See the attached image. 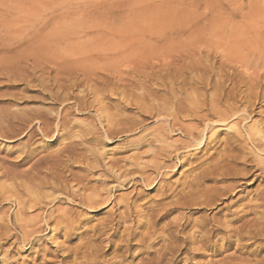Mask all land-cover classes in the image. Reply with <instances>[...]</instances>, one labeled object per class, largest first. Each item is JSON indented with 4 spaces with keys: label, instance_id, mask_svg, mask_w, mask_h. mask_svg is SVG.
Instances as JSON below:
<instances>
[{
    "label": "rangeland",
    "instance_id": "obj_1",
    "mask_svg": "<svg viewBox=\"0 0 264 264\" xmlns=\"http://www.w3.org/2000/svg\"><path fill=\"white\" fill-rule=\"evenodd\" d=\"M211 18L230 38L264 0H0V264H264V142L247 136L264 94L203 130L221 91L198 84L218 78ZM93 22L173 37L134 52Z\"/></svg>",
    "mask_w": 264,
    "mask_h": 264
},
{
    "label": "bare ground",
    "instance_id": "obj_2",
    "mask_svg": "<svg viewBox=\"0 0 264 264\" xmlns=\"http://www.w3.org/2000/svg\"><path fill=\"white\" fill-rule=\"evenodd\" d=\"M11 1V0H10ZM86 10L87 13H86V16L84 17L87 18H93V17H97V7L95 5H89V6H86ZM104 12V11H103ZM99 13V12H98ZM102 14V13H101ZM105 14V12H104ZM120 15V14H119ZM106 16V15H105ZM104 16V17H105ZM108 17V16H107ZM127 17V16H126ZM115 18V17H114ZM121 18V17H120ZM123 18V17H122ZM190 19L189 20H185L184 21V24H187L186 27H185V30H188L189 32H192V31H197L196 30V26L198 24L199 21H201L200 18H191L189 17ZM104 19V18H103ZM109 19V18H107ZM118 19V17H117ZM188 19V18H186ZM88 20V19H87ZM100 20V19H99ZM98 20V21H99ZM102 20V19H101ZM129 20V19H128ZM137 20V19H136ZM154 20V19H153ZM157 20V19H156ZM249 20V21H248ZM246 20L248 23L245 24L244 28L240 27L241 30L238 31V32H235L236 28H234L232 30V33L230 35V38H226L223 33H222V26H223V22L224 21H219V20H208L207 23L210 24V25H217L218 27L216 28V26H214L215 29L213 30H210L208 29V31L211 33L210 37L212 38L211 41H207L205 45H202V47H204V49L202 48V50H206V57H209V55L207 56V52H212L213 55L212 56H218V59H219V64L217 66V70L215 71V74L217 75V78L218 80H220V78H222L223 80H220L221 82H216L217 79H215V83H212L211 82H206V81H200L197 80L196 82H199L198 84H200V86L203 88H206V87H209L211 89H213L215 92V90H218V89H221L218 90L219 94H217V91L216 93H212L214 95V97L212 98L211 96V99H208V104H206L207 106L205 107L207 111L206 115L205 116H200L199 117V120H201V123L203 124V130H207V132H211V130L213 128L210 127V124H218V125H224L226 124L230 117H232L233 119H236L238 118V114L240 112L244 113L246 112V110L248 109L249 105L252 103L251 101V98L253 100V97L254 98H258V97H262L263 98V95L264 94L263 92V88H264V36L261 35V31L259 29V31L257 30L255 35L253 36H250V33L252 30V27L253 25H264V20H250L248 19ZM96 21V20H95ZM103 21V20H102ZM111 21V20H110ZM123 21V20H122ZM131 21V20H130ZM160 21V20H159ZM84 22V21H83ZM115 22V20H114ZM113 22V23H114ZM136 22V21H135ZM90 23V22H89ZM116 23V22H115ZM120 23V22H119ZM122 23V22H121ZM225 23V22H224ZM227 23V21H226ZM225 23V24H226ZM80 24V22H79ZM78 24V25H79ZM84 24V23H82ZM108 24V22H107ZM110 24V23H109ZM108 24V25H109ZM118 24V23H116ZM183 24V23H182ZM101 25H104V26H101ZM125 23V25H122V26H106L105 24H100V22H93L92 24H88L87 26V29H92V31H95V36L96 37H99V38H106L108 42H112L113 40V37L115 36H118L119 38H122L123 39V44H122V48L121 49H125V48H129L132 50L135 48L134 46H132V42L134 41L136 43V46L137 47H144L146 44H148V42H152V40L154 39L155 42L153 43H162V41H164V39H170L173 37V32H171V34H169V37H166L165 36V32H163V34H158L157 33H149L148 32V37L147 39L144 38L143 35H140L142 36L141 38H137L135 39L134 37H130V32L134 29L137 30L139 26H134V25H128L129 27H127ZM175 26V25H174ZM99 27H102L101 29H99ZM259 27V26H257ZM183 28V26H182ZM239 28V29H240ZM254 28V27H253ZM131 29V31H130ZM149 30V29H148ZM158 30V29H157ZM217 30V31H216ZM262 30V29H261ZM141 31V30H140ZM183 30H179V33L180 34ZM234 31V32H233ZM78 32V31H77ZM76 32V33H77ZM199 32V31H198ZM254 32V31H253ZM73 33V32H72ZM161 33V32H160ZM186 33V32H185ZM188 33V32H187ZM201 36L205 35V34H202V33H205V29L204 30H201L200 32ZM209 33V34H210ZM92 34V33H91ZM208 34V32H207ZM87 35V34H86ZM132 35V34H131ZM136 35H139V34H136ZM135 35V37H136ZM184 36V35H183ZM189 36H190V33H189ZM196 36V34H195ZM194 36V33H192V37H195ZM208 36V35H207ZM191 37V36H190ZM209 37V36H208ZM92 38V37H91ZM116 38V37H115ZM114 38V39H115ZM181 38V37H180ZM207 38V37H206ZM210 38V39H211ZM97 39V38H96ZM184 39V38H183ZM186 39V38H185ZM98 40V39H97ZM174 40V39H173ZM181 40V39H180ZM202 40V39H201ZM95 41V40H94ZM102 41V40H101ZM106 41V42H107ZM171 41V39H170ZM179 41V40H178ZM188 41V40H187ZM199 41V40H198ZM206 41V40H205ZM100 42V41H99ZM105 42V43H106ZM165 42V41H164ZM163 42V43H164ZM185 42V41H184ZM96 43V42H95ZM178 43V42H177ZM195 43V42H194ZM193 43V44H194ZM197 43V42H196ZM199 43V42H198ZM111 44V43H110ZM179 44V43H178ZM177 44V45H178ZM109 45V44H108ZM149 45V44H148ZM183 45V44H182ZM181 45V46H182ZM195 45V44H194ZM198 45V44H197ZM107 45H105L106 47ZM164 46V45H163ZM175 46V45H174ZM173 46V47H174ZM179 46V45H178ZM191 46V45H190ZM103 47V46H102ZM162 47V46H161ZM177 47V46H176ZM186 47H187V44H186ZM195 46H193L194 48ZM197 47V46H196ZM96 48V47H95ZM140 48V49H141ZM169 48V47H168ZM184 48V47H183ZM191 48V47H190ZM104 49V48H103ZM102 49V50H103ZM113 49V48H112ZM188 49V47H187ZM98 50V49H97ZM109 50V49H108ZM107 50V51H108ZM142 50V49H141ZM144 50V49H143ZM142 50V51H143ZM193 50V49H192ZM101 51V50H100ZM99 51V52H100ZM129 51V50H128ZM134 51V50H133ZM141 51V52H142ZM145 51V50H144ZM188 50H186L187 52ZM97 54L99 53L98 51H96ZM104 53L106 52V48H105V51H103ZM113 52V50H112ZM125 52V51H124ZM135 52V51H134ZM136 52H139V51H136ZM101 53V52H100ZM109 53V52H108ZM129 53V52H127ZM132 53V51H131ZM193 53V51H192ZM201 53V51H200ZM125 54V53H124ZM134 54V53H133ZM191 55V54H189ZM193 55V54H192ZM210 55V56H211ZM102 56V55H101ZM104 56V55H103ZM125 56V55H124ZM128 56V55H127ZM109 57V56H108ZM126 57V56H125ZM79 58V57H78ZM88 58V56H87ZM96 58H97V55H96ZM107 58V57H105ZM179 58V57H178ZM182 58V57H180ZM93 59V58H92ZM109 59V58H108ZM121 59V58H120ZM122 59H126V58H122ZM85 60V59H84ZM90 60V59H89ZM95 60V59H93ZM98 60V59H97ZM97 60H95V62H98ZM113 60V59H112ZM129 60V59H128ZM213 60V58H212ZM92 61V60H91ZM103 61V60H102ZM106 61V59H105ZM113 62V61H112ZM88 63V62H87ZM101 63V62H100ZM116 63V61H115ZM89 64V63H88ZM87 64V65H88ZM103 64V63H102ZM101 64V65H102ZM106 64V63H105ZM111 64V63H110ZM114 64V63H113ZM81 65V63L79 64ZM94 66V65H93ZM102 66H105V65H102ZM107 66V64H106ZM111 66V65H110ZM107 67V68H110ZM118 66V65H117ZM214 66V65H213ZM79 67V66H78ZM82 67V65H81ZM91 67V66H90ZM101 67V66H100ZM116 67V66H115ZM215 67V66H214ZM70 68V67H69ZM80 68V67H79ZM112 68V67H111ZM203 68H206V67H203ZM259 68V69H258ZM104 69V68H103ZM118 70V68H116ZM191 69V68H190ZM197 69V68H195ZM207 69V68H206ZM82 70V69H81ZM116 70V71H117ZM202 70V68H201ZM208 70V69H207ZM212 70V66L210 67V71ZM251 72H250V71ZM248 71L250 73H248ZM214 72V70H213ZM73 73V72H72ZM76 73V71H75ZM80 73V72H78ZM201 73H203L201 71ZM208 73V72H207ZM210 73V72H209ZM212 73V71H211ZM210 73V74H211ZM84 74V73H83ZM213 74V73H212ZM214 74V75H215ZM239 77V79L237 78ZM238 79V80H236ZM201 80H205V79H201ZM208 80V79H207ZM211 79H209L210 81ZM223 81V82H222ZM195 82V83H196ZM225 82L231 84L230 87H226L225 85ZM185 83V82H184ZM184 83H181V84H184ZM222 83V84H220ZM180 85V84H179ZM188 85V84H187ZM190 85V84H189ZM193 86L195 85L194 82L192 84ZM225 85V86H224ZM183 86V85H182ZM198 86V85H197ZM195 87L197 88L196 90L198 91L200 89H198V87ZM185 87V86H183ZM244 89L241 91L240 89L243 88ZM180 89V87H178ZM177 88V89H178ZM190 88V86H189ZM194 88V89H195ZM193 89V88H192ZM208 89V88H207ZM263 89V90H262ZM170 90V89H169ZM201 90V89H200ZM203 91H205V89H203ZM259 91V93H258ZM221 92V93H220ZM262 92V94L260 95V93ZM199 95V94H198ZM242 95V96H241ZM200 96V95H199ZM201 97H205V96H202ZM207 97V96H206ZM260 97V98H261ZM199 98V97H197ZM194 99V98H193ZM196 99V98H195ZM199 100V99H198ZM203 101V100H202ZM207 101V100H206ZM193 102V101H192ZM200 102V101H199ZM194 103L196 104V102L194 101ZM201 103H205V102H201ZM177 104V103H176ZM198 105H200L199 103H197ZM193 105V104H192ZM203 105V104H202ZM201 105V106H202ZM182 106V104L180 105ZM179 106V107H180ZM195 106V105H194ZM200 106V108H202ZM222 106L223 109H220ZM252 106V105H251ZM178 108V110H182L181 107ZM193 107V106H192ZM196 107V106H195ZM240 107H242V109H240ZM254 107V106H253ZM184 108V106H183ZM199 108V109H200ZM250 108V107H249ZM252 108V107H251ZM177 110V111H178ZM195 111V110H194ZM193 111V112H194ZM202 111V110H201ZM199 112V110L197 111ZM183 113V112H181ZM196 114V113H195ZM243 114V116H244ZM172 115V114H171ZM179 115V114H177ZM175 115V116H177ZM192 117H195V115ZM242 117V116H241ZM191 118V116H190ZM196 119V118H195ZM242 119V118H241ZM174 120V119H173ZM194 120V119H193ZM198 120V121H199ZM195 121V120H194ZM243 121V119H242ZM175 122V121H174ZM200 123V122H199ZM255 123V122H254ZM198 124V122H197ZM211 125V126H212ZM227 126V125H226ZM213 127V126H212ZM262 127V126H261ZM261 127L257 124H253L249 129H247L248 133H247V136L250 138V140L252 141V143L256 146H259V143L260 142H264V132L262 131ZM198 128V127H197ZM237 128V127H236ZM196 129V128H195ZM193 129V130H195ZM228 129H234V131H236V129L233 127V126H228ZM238 129V128H237ZM191 131V129H189ZM192 130V131H193ZM202 130V129H200ZM191 131V132H192ZM197 131V129H196ZM194 132V131H193ZM205 132V131H203ZM186 133H187V130H186ZM189 133V132H188ZM200 132H195L194 134L193 133H189L190 137L193 138V140L197 143L198 147L202 145V140H200ZM241 134V133H240ZM205 136V135H203ZM213 136V135H212ZM211 135L209 137H212ZM208 138V137H207ZM211 139V138H209ZM232 139V138H231ZM233 139L235 140L234 136H233ZM233 140V141H234ZM207 141V140H206ZM232 142V141H231ZM230 142V143H231ZM236 142V140H235ZM229 143V144H230ZM206 145V142H204L203 146ZM174 148V147H173ZM177 149V148H176ZM199 149V148H198ZM178 150V149H177ZM170 156V155H169ZM215 167V166H214ZM213 169V168H212ZM217 170V167L214 168ZM215 171H211L208 175L205 174V172L203 173V175H201V177L199 178L200 180H203L204 178H207V176L211 175V176H215V175H221L220 173L218 174L217 172ZM210 171V170H209ZM220 172V171H219ZM93 201H86L87 204L89 205H98L99 202H97L96 200L92 199ZM202 239V238H200ZM204 240V239H203ZM203 240H200L203 244Z\"/></svg>",
    "mask_w": 264,
    "mask_h": 264
}]
</instances>
